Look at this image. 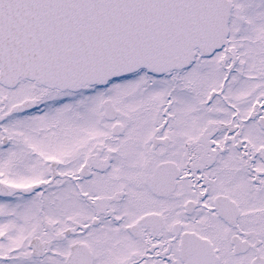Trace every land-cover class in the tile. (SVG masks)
Instances as JSON below:
<instances>
[{
    "label": "snow or ice",
    "instance_id": "obj_1",
    "mask_svg": "<svg viewBox=\"0 0 264 264\" xmlns=\"http://www.w3.org/2000/svg\"><path fill=\"white\" fill-rule=\"evenodd\" d=\"M0 264H264V0H0Z\"/></svg>",
    "mask_w": 264,
    "mask_h": 264
}]
</instances>
